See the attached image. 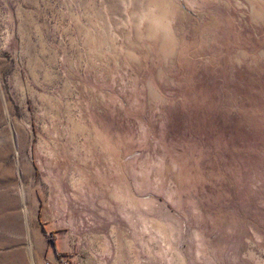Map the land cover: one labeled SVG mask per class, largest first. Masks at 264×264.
<instances>
[{
  "label": "rangeland",
  "instance_id": "1",
  "mask_svg": "<svg viewBox=\"0 0 264 264\" xmlns=\"http://www.w3.org/2000/svg\"><path fill=\"white\" fill-rule=\"evenodd\" d=\"M0 264H264V0H0Z\"/></svg>",
  "mask_w": 264,
  "mask_h": 264
}]
</instances>
